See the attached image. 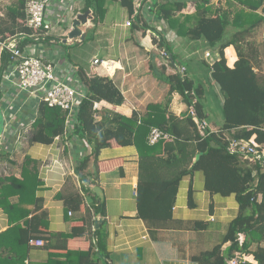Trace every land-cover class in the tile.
<instances>
[{"label":"trees","instance_id":"16d2710c","mask_svg":"<svg viewBox=\"0 0 264 264\" xmlns=\"http://www.w3.org/2000/svg\"><path fill=\"white\" fill-rule=\"evenodd\" d=\"M85 1L84 11L92 9L97 22L105 17L106 4L112 0ZM118 1L128 12L131 29H144L145 35L150 34L153 42L166 51L165 55L161 54L162 66L157 68L154 64L153 69H161L158 76L169 85V97L165 102L151 103L147 113L142 116L135 112L128 117L107 107L95 108V104L102 101L122 105L125 95L110 76L90 74L87 69L80 67L77 72L79 83L87 88V96L80 102L72 135L85 141L86 146L90 145L92 152L79 159L76 173L81 180H87L86 170L91 157L95 158L98 170V154L103 148L111 146L113 140L122 146L135 145L139 152L138 213L150 226L158 228L173 219V209L183 178L201 171L205 175L206 190L225 196L234 194L239 211L221 242L193 255V262L232 264V261H236L237 264H254L248 260L252 256L258 264H264V167L258 161L251 162L239 153H231L229 149L232 139L250 140L254 136L259 144H264V82L254 64L256 46L249 40L255 28L264 21V16L257 13L264 7V0H227L226 7L223 4L216 6L211 0H195L196 9L191 14L183 13L190 0H151L149 10L155 17L153 25L147 22L142 12L149 0ZM235 2L240 5L239 8ZM26 5L27 0H16L8 7L7 14L0 22V41L21 35V38H17L21 49L38 44L39 41L35 40L38 31L27 22ZM159 25L174 30L178 36L203 40L218 52V58L207 63V66L223 95V132L211 131L208 123L204 133L199 129L195 117L201 121L207 118L202 102L205 88L201 84L197 85L183 70L186 65L178 60ZM151 26L154 27L148 33ZM50 39H40L39 43ZM231 45L235 46L238 54L234 67L228 65L225 52ZM12 65L11 54L4 50L0 54V102L5 91L4 74ZM175 92L182 96L187 105L181 115L169 109L170 96ZM193 108L196 112L194 115ZM65 125L66 112L61 107H50L41 101L32 122L30 142L51 143L55 136L64 132ZM153 127H159L170 137L150 143L149 135ZM225 132L229 136L226 137ZM198 154L200 158L196 160ZM32 164L34 160L27 156L22 179L4 176L0 170V207L6 211L13 224L7 231L0 233V264H24L25 250L31 240L37 238L36 234L43 232L40 225L44 222L45 213L29 218V211L21 208L30 197L36 201L37 208H41V200L35 195L41 181L38 171L30 168ZM12 196H18V201L12 202ZM67 201L76 208L82 204V200L74 195ZM190 201L192 203V197ZM19 211L23 213L20 218H27L25 228L20 224V218H16ZM95 214L106 215L103 202L100 201ZM84 222V226L73 228L71 233L52 236L72 238L79 231L85 233L88 217H84ZM196 223L199 227L204 222ZM14 230L17 240H9L8 235ZM94 234L98 239L89 250L80 251L79 264H111L106 234L102 229L94 230ZM228 243L230 245L224 249ZM63 248L66 249L67 245ZM51 255L59 254L51 252Z\"/></svg>","mask_w":264,"mask_h":264},{"label":"crops","instance_id":"0c3cea01","mask_svg":"<svg viewBox=\"0 0 264 264\" xmlns=\"http://www.w3.org/2000/svg\"><path fill=\"white\" fill-rule=\"evenodd\" d=\"M15 1L0 0V22L7 14L8 7ZM219 1L226 7L227 0ZM213 2L216 4L218 0ZM85 3V0L52 1L48 11L51 17L59 19L58 25L61 29L56 35L51 34V31L49 33L50 38L57 40L56 43H51L50 40L42 44L38 42V53L46 60L54 59L58 75L64 79H72V82L80 80L77 74L80 67L87 69L90 74L110 76L125 95V102L122 105H113L106 101L97 102V108L107 107L131 117L135 112L141 116L145 115L151 103L165 102L169 97H167L169 85L159 78L161 69H153L154 64L157 68L162 66V49L153 42L150 34L145 35L144 29L133 31L131 26H126L129 17L125 7L122 6V9L127 12L125 15L128 19L126 20V17L117 19L119 4L114 1L107 2L104 18L96 22L93 13L94 23L91 20L87 25L81 26L83 32L89 29L85 40L80 41V38H77L67 43L80 48L83 42L91 37L90 41L103 44L106 57L95 53L90 64L84 66L79 61L65 58L63 53H58L52 48L51 45L60 44L58 41L66 44L65 39L68 38L73 27L63 24L64 21L67 22L66 11L71 10L73 24L75 18L85 12L83 9ZM151 4V0L146 2L142 12L147 22L153 25L155 17L149 10ZM235 6L240 7L237 2ZM114 10L116 14L112 20L113 25H108L105 20ZM184 10L186 12V7ZM257 13L264 16V7ZM153 27L147 30L148 33ZM159 28L165 32L177 58L187 61L183 63L186 65L184 70L187 74L197 85H203L200 75L198 74L199 78H197L192 73H200V70L205 69L201 64L212 63L218 58V52L207 43L204 45L205 49L199 48L195 45L197 40L178 36L174 30L168 29L165 25H159ZM1 37L0 34V39ZM15 37L21 38V35ZM249 40L256 46L254 64L264 82V21L255 28ZM209 52L210 57L206 55ZM225 52L228 65L234 67L238 59L235 46H228ZM95 58L113 60L116 65L115 71L107 72L103 66L94 63ZM209 75L211 77V72ZM7 83L3 86L5 96L2 95L0 102V109L6 116L5 130L1 133L3 136H0L6 138V143L4 141L2 146L0 145L2 154L0 170L4 176L22 179L25 159L27 156L31 157L34 164L30 165V168L38 171L41 181L35 192L41 200V208H37L36 201L32 200V197L21 208L29 211V218L45 213L44 222L40 225V230L43 232L36 234V239L43 238L46 245L30 244L25 250L27 253L24 264H79L80 251L89 250L91 244L98 239L94 234L96 229H102L106 234V247L111 264H197L192 260L193 255L211 249L221 242L230 222L239 211V203L234 194L225 196L206 190L205 175L197 171L181 181L173 209V219L165 222L161 227L153 228L138 213L139 152L135 145L122 146L113 140L111 146L103 148L98 154V170L95 166V158L91 157L86 170L88 179L83 181L76 173L75 167L83 155L91 154L92 147L86 146V142L72 135V132L69 134L72 137L68 139L69 142L62 139L53 140L48 144L31 143L33 131L31 127L37 115L39 97L29 95ZM84 90L87 92L86 87ZM169 109L176 115L183 114L187 109L179 93L175 92L170 96ZM205 120L211 131L223 132L222 126L218 124L214 126L213 122ZM24 126L30 129L28 133L23 129ZM20 131L22 134L18 135ZM225 133L226 137L229 136L227 132ZM17 138L18 143H16ZM3 162H7V171L4 170ZM95 187H99V193L95 191ZM73 195L82 200L80 208L67 201L72 199ZM11 201L17 202L18 196H12ZM100 201L104 203L105 216L95 214ZM22 214V211H19L16 218H20ZM85 216L89 220L85 233L79 231L72 238H53V234H68L73 228L84 226ZM97 218L100 219L98 224L95 221ZM26 219L19 220L24 228L27 227ZM197 221L204 223L197 227ZM11 222L6 211L0 207V233L11 228L13 226ZM203 224L206 226H202ZM8 236L9 240L14 241L18 237L16 230ZM64 245H67L66 249L63 248ZM229 245L230 243L226 244L224 249ZM51 252L59 255H51ZM252 258L249 256L248 260L258 264Z\"/></svg>","mask_w":264,"mask_h":264},{"label":"built area","instance_id":"2783aa9c","mask_svg":"<svg viewBox=\"0 0 264 264\" xmlns=\"http://www.w3.org/2000/svg\"><path fill=\"white\" fill-rule=\"evenodd\" d=\"M53 0H27V15L28 25L38 31L35 34V40H48L49 33L53 28V21L48 11L49 5ZM215 4V3H214ZM221 5V2L215 4ZM55 22L59 24V19L55 18ZM130 19L127 20L126 26H131ZM41 39V40H40ZM50 39L51 43H56ZM62 43V41H58ZM37 49V51H35ZM37 44L27 46L25 49H21L16 37H11L7 40L0 41V52L7 50L11 54V60L13 65L4 74V85H14L20 91L27 92L29 95L39 97V102L44 101L50 107H61L66 112V125L62 134L55 136L54 140H62L69 142V134L73 130V126L77 121L79 113L80 102L87 96L86 90H84L83 84L78 82H72V79L62 78L58 75L55 67V60H46L44 56L38 53ZM166 54V51H162ZM210 56V52L206 54ZM95 64L103 66L107 72L112 73L116 69L115 62L113 60L95 58ZM113 68V69H112ZM184 70V69H183ZM98 107V103L95 104V108ZM193 115L196 113L195 109H192ZM199 129L204 133V129L207 125L206 121H201L195 117ZM28 126H24V130L28 133L30 131ZM31 127V126H30ZM32 128V127H31ZM0 136H3L0 134ZM170 135L164 132L159 127H153L150 135V143H156L162 138H169ZM0 137V145L6 143V138ZM229 149L231 153H239L244 159L251 162H260L264 167V144H259L253 136L250 140L246 139H232L230 141ZM4 170L7 171V162H3ZM46 244L44 239L31 240V245L44 246ZM232 264H237L236 261H232Z\"/></svg>","mask_w":264,"mask_h":264},{"label":"rangeland","instance_id":"374dc122","mask_svg":"<svg viewBox=\"0 0 264 264\" xmlns=\"http://www.w3.org/2000/svg\"><path fill=\"white\" fill-rule=\"evenodd\" d=\"M84 1V0H83ZM114 1V0H112ZM195 0H190V2L187 4L186 6V12L190 14L194 13V9L195 8ZM212 3L214 4L213 0H211ZM115 3H118V7H119V12L117 15V19H124L126 17V20L128 19L127 16L125 14H127V12H124L122 9V4L120 2H117L116 0L114 1ZM215 5V4H214ZM193 10V11H192ZM185 10L183 11V13H186ZM116 14V10L112 11L111 14L108 16V18H106L105 23H107L108 25L113 23V18L115 17ZM69 15V16H68ZM65 16L67 18V22L64 21V25L68 24L69 27L72 25L71 21H72V12L70 9H68L65 13ZM52 21H53V28L51 30V34L56 35L58 30L61 29V27L57 24V22H55V18L51 17ZM93 18H91L89 20V22L92 20ZM149 19H151V17H149ZM94 23V20H92ZM126 22V21H125ZM113 25V24H112ZM102 27V25H101ZM130 27V26H128ZM91 37H89L86 41L83 42V45H81L80 48H78V46L76 45H67V44H58V45H51L52 48H54L56 51H58V53H63L64 57L67 59H70L72 61H79L82 65L87 66L90 64V62L93 59V54H99L101 57H106L105 55V51L103 50V44H101V42H94V41H90ZM73 41V40H71ZM206 42L197 40L195 45H197L199 48L201 49H205L206 46L205 45ZM86 45V46H85ZM163 50V49H162ZM210 57V56H209ZM181 63H185L187 61H181L180 59H178ZM211 61V59H209ZM201 67H204L205 69L200 70V73H192L195 74L197 78H199L198 76L200 75L201 78V82L203 84V86L206 89V95L202 98V102L205 105V111L207 113V121L214 124V126H216V124H218L219 126H223L224 125V109H223V95L221 93V91L219 90V88L217 87V85L213 82V80L211 79L209 72L210 69L207 67L206 64L202 63ZM199 74V75H198ZM3 96L4 93H2ZM5 121H6V116L5 113L0 109V134L4 132L5 130ZM22 131H20L18 133V135H21ZM16 143H18V138L16 139Z\"/></svg>","mask_w":264,"mask_h":264},{"label":"water","instance_id":"95a60500","mask_svg":"<svg viewBox=\"0 0 264 264\" xmlns=\"http://www.w3.org/2000/svg\"><path fill=\"white\" fill-rule=\"evenodd\" d=\"M93 18V10L92 9H88L87 11H85L84 13H80L75 20L73 21V27L68 35V38L65 39V43L67 44L69 42V40H74L77 38H80V41H83L86 39L87 34L89 29H87L86 31L83 32V29L81 28V26H85L87 25V23L89 22V19ZM200 158V154H198L196 156V160H198ZM95 191L99 193V187H95ZM96 223L98 224V222L100 221V219H96L95 220Z\"/></svg>","mask_w":264,"mask_h":264},{"label":"bare ground","instance_id":"6f19581e","mask_svg":"<svg viewBox=\"0 0 264 264\" xmlns=\"http://www.w3.org/2000/svg\"><path fill=\"white\" fill-rule=\"evenodd\" d=\"M113 69V68H112Z\"/></svg>","mask_w":264,"mask_h":264}]
</instances>
